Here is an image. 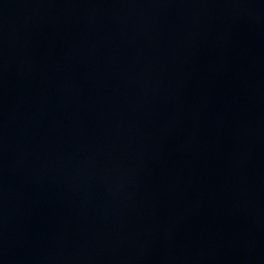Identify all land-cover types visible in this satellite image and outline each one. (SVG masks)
I'll use <instances>...</instances> for the list:
<instances>
[{
  "label": "water",
  "instance_id": "95a60500",
  "mask_svg": "<svg viewBox=\"0 0 264 264\" xmlns=\"http://www.w3.org/2000/svg\"><path fill=\"white\" fill-rule=\"evenodd\" d=\"M0 264H264V0H0Z\"/></svg>",
  "mask_w": 264,
  "mask_h": 264
}]
</instances>
